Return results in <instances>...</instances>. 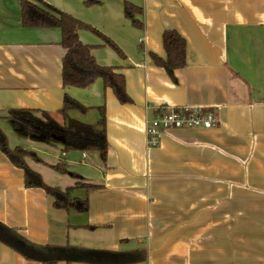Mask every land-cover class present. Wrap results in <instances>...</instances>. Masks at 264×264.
Wrapping results in <instances>:
<instances>
[{
	"label": "crops",
	"instance_id": "obj_1",
	"mask_svg": "<svg viewBox=\"0 0 264 264\" xmlns=\"http://www.w3.org/2000/svg\"><path fill=\"white\" fill-rule=\"evenodd\" d=\"M43 1L120 47L124 59L80 32L100 65L125 75L133 104L122 105L101 79L65 88L61 31L24 27L22 0H0V129L10 149L37 155L40 162L26 163L48 186L89 202L87 213L56 209L0 151V264H43L14 250L8 230L39 246L147 249L145 264H264V0ZM125 2L142 8V29L125 17ZM167 30L187 44V67L172 73L150 56L166 58ZM66 94L88 110L63 117ZM101 107L106 162L98 152L65 153L60 143L23 135L9 120L30 110L98 126ZM161 107L203 109L218 124L168 131L150 148L147 124ZM61 165L67 173L54 169Z\"/></svg>",
	"mask_w": 264,
	"mask_h": 264
},
{
	"label": "trees",
	"instance_id": "obj_2",
	"mask_svg": "<svg viewBox=\"0 0 264 264\" xmlns=\"http://www.w3.org/2000/svg\"><path fill=\"white\" fill-rule=\"evenodd\" d=\"M101 0H86L85 6H100ZM22 24L26 28H54L62 34L61 46L65 50L63 58V84L65 88H89L96 80L101 79L106 89H111L122 105H131L133 100L128 94L126 77L117 68L100 65L94 58V46L84 44L80 39L81 31H90L100 37L106 46L115 51L121 58H126L120 47L93 28L74 16L47 4L43 0H22ZM125 17L132 21L134 27L142 29L143 24L138 15L143 10L129 2L124 3ZM163 45L166 58L150 54L153 62L168 72L187 67V44L185 39L175 30H167L163 34ZM70 110L85 113L88 109L79 102L65 95L63 117ZM100 120L98 126L81 123L71 125L58 122L51 115L44 113L42 117L35 111L19 110L9 118L14 129L26 136H35L57 142L63 145L64 152H98L104 162L107 161L109 143L107 137V117L105 107L99 108ZM0 151L10 162L24 172L25 187L28 189H43L54 200V207L59 210H69L73 207L79 213L89 212L87 200L72 199L71 189L63 192L59 188L48 186L42 176L32 170L26 163V158L39 161L37 155L22 147L10 149L8 138L0 129ZM60 173H67L66 168L54 167ZM87 189L93 186H85ZM9 244L14 250L29 260L40 261L43 264H145L149 260L147 249L134 251L95 250L84 247L39 246L25 240L13 230H8Z\"/></svg>",
	"mask_w": 264,
	"mask_h": 264
},
{
	"label": "built area",
	"instance_id": "obj_3",
	"mask_svg": "<svg viewBox=\"0 0 264 264\" xmlns=\"http://www.w3.org/2000/svg\"><path fill=\"white\" fill-rule=\"evenodd\" d=\"M218 119L203 109L191 107H161L156 116L152 118L146 128L148 146L150 148L160 145L163 135L171 130L178 129H213Z\"/></svg>",
	"mask_w": 264,
	"mask_h": 264
}]
</instances>
